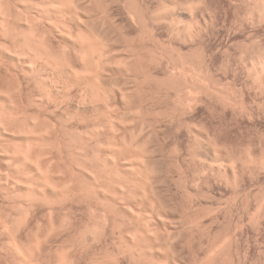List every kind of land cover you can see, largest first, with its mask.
Here are the masks:
<instances>
[{"label": "clouds", "instance_id": "1", "mask_svg": "<svg viewBox=\"0 0 264 264\" xmlns=\"http://www.w3.org/2000/svg\"><path fill=\"white\" fill-rule=\"evenodd\" d=\"M0 264H264V0H0Z\"/></svg>", "mask_w": 264, "mask_h": 264}]
</instances>
